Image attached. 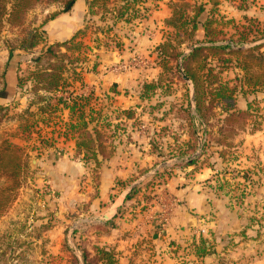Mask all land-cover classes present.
<instances>
[{
    "label": "rangeland",
    "instance_id": "1",
    "mask_svg": "<svg viewBox=\"0 0 264 264\" xmlns=\"http://www.w3.org/2000/svg\"><path fill=\"white\" fill-rule=\"evenodd\" d=\"M144 1L96 3L84 16L83 33L50 52L44 24L60 10V3L40 0L13 23L7 15L0 19V264H83L82 249L91 252L89 223L71 214L63 226L61 254L46 256L43 242L34 245L42 230L34 225L40 217L37 205L51 193L49 184L39 182L36 161L49 152L70 155L63 144L68 139L75 142L69 124L80 123V111L85 128L97 129L107 151H115L114 145L124 137L132 141L130 128L144 132L139 149L147 158L135 181L143 178L133 188L135 195L140 191L142 199L153 198L158 209L166 210L169 181L199 184L207 190L214 215L208 212L200 233L190 236L182 248L177 246L181 257L192 262V256L209 255L214 257L211 264H264V87L241 88L239 65L245 60L241 55L208 52L205 67L199 69L201 62L195 61L191 65L200 76L201 118L195 111L193 85L191 103L192 89L182 78L183 56L201 42L189 44L183 34L175 35L167 26L161 30L170 44L166 52L157 49L159 44L136 50L127 46L148 13L141 5ZM210 8L212 14H207L220 30L216 44H228L230 49L260 46L254 52L264 53L262 23L222 19L215 6ZM34 40L38 43L33 48H24ZM7 83H13L11 91ZM221 84L234 88L232 101L215 95ZM59 99L74 106L72 114ZM228 102L234 111H245L249 105L248 115L226 123ZM38 107L46 110L39 112ZM126 109H132L129 118L123 113ZM8 145L20 147L16 178L10 175L14 158L6 151ZM71 155L86 164V172L96 173L92 159L84 161L74 148ZM217 203L228 212L226 227L213 220ZM200 239L209 245L202 257L196 256Z\"/></svg>",
    "mask_w": 264,
    "mask_h": 264
},
{
    "label": "crops",
    "instance_id": "2",
    "mask_svg": "<svg viewBox=\"0 0 264 264\" xmlns=\"http://www.w3.org/2000/svg\"><path fill=\"white\" fill-rule=\"evenodd\" d=\"M88 1L75 0L68 12L60 13L44 24L50 44L67 41L82 29ZM173 1L142 2L148 13L136 27V39L133 43L128 40L130 49L152 48L153 44L156 46L165 41L161 30L169 29L165 21L171 15L170 3ZM186 1L203 4L205 10L215 3V12L222 19L264 22V0ZM129 130L132 141L125 137L118 141L112 156L102 161L94 174L86 172L87 166L81 160L70 158L75 145L71 139L63 144L69 149V156H54L49 152L37 159L39 182L49 184L51 193L37 205L40 217L34 225L42 230L41 236L34 239V245L43 242L46 256L61 254L63 226L67 215L71 214L72 218L89 223L90 244L111 248L117 264H201L202 260L203 264H211L213 256L201 259L192 256L190 259L194 261L190 262L181 257L177 248H182L190 236L200 233L207 225L208 212L214 215L209 204L211 197L202 185L169 181L164 193L170 205L166 210L158 209L155 201H144L138 195L140 191L125 200L126 194L133 189H130L131 184L139 179V171L146 165L147 158L139 149L144 132L137 127ZM216 208L213 220L226 227L228 212L225 206L217 203ZM161 210L167 213L163 226L158 219Z\"/></svg>",
    "mask_w": 264,
    "mask_h": 264
},
{
    "label": "trees",
    "instance_id": "3",
    "mask_svg": "<svg viewBox=\"0 0 264 264\" xmlns=\"http://www.w3.org/2000/svg\"><path fill=\"white\" fill-rule=\"evenodd\" d=\"M37 1L40 0H0V19L7 15L8 21L13 23L15 18H21L22 15L32 7ZM48 2H58L61 5V8L55 14H52L47 20L53 19L60 13L68 12L73 6L75 0H46ZM107 0H89L87 8L90 11L94 5L98 2L104 3ZM10 4V8L7 9V5ZM215 6V3H212ZM171 15L168 19H166L165 24L168 27H171L174 30V34L177 35L179 33L183 34L189 44L201 42L199 46L192 48V50L188 53V55L183 56V73L187 76V78L191 81L194 88V101H195V111L203 118L202 110H201V102L199 101V85H200V76L196 69H194L191 65L195 62H201V64L197 65L199 69L203 66L205 67L204 61L207 59V53L215 54H237L241 55L245 60L240 69L242 71L241 77V88L243 86L248 87L252 90H256L257 88L264 87V53H255L254 51L258 49L260 46L251 47L249 49H230L229 45L224 44H216L220 41L217 37V34L220 33V30H215L213 27L214 19L207 13L212 14L213 8L205 10L203 4H190L186 0H174L170 3ZM88 13V12H87ZM204 15V17H203ZM202 18V19H201ZM204 18V19H203ZM264 27V22L262 23ZM247 29V27H245ZM84 28L78 30L70 39L64 42H54L49 44L46 47V52H50L54 47H65L70 41H74L78 35L83 33ZM38 43V40H34L29 44V47L24 46L25 49L33 48L35 44ZM167 46H170L169 42L164 41L163 43L157 46V49L166 52ZM11 56V53H9ZM178 55H182L178 53ZM224 61H228L229 59H223ZM249 61V65L247 64ZM204 63V64H203ZM254 67H257L258 70H254ZM207 75L211 74L212 68L208 67ZM3 78L5 76L6 71L3 72ZM213 76V75H212ZM240 80V79H239ZM19 78L15 76L16 84L19 83ZM8 84V90L11 91L14 87L13 83ZM5 85V84H4ZM50 92V91H48ZM227 92V93H225ZM234 92V88H228L227 86L221 84L215 89V95L223 98L226 101H232V94ZM44 100V98L42 99ZM58 103L61 104L64 108H68L70 114H72L74 110V106L68 107L65 105L64 100H58ZM230 102H228L229 104ZM229 108H226V116L224 117V121L227 123L229 120H232L237 117H245L248 115L249 105L247 106L245 111H234L233 104L228 105ZM46 107H38V111H45ZM27 113H31L29 110ZM123 113L126 115V118H129L132 113V109L123 110ZM77 119L80 120V123L69 124V128L75 133V145H74V154L83 155V160L87 161L88 159H92V171L96 172L101 162L110 158L114 152L113 148L109 151L106 150L105 145L100 141L99 132L97 129L92 128V132L87 130L85 127L87 123H85L82 112L80 111V115L77 116ZM79 125H83V129H80ZM206 134V133H205ZM44 144V143H43ZM46 145V144H45ZM10 151L14 158V167L10 172V175L14 178L19 176V172L21 169V157L20 147L8 145L6 151ZM14 189V187H13ZM137 190V189H136ZM135 189H132L125 196V200L134 195ZM146 201H151V199L144 198ZM1 213V211H0ZM1 215V214H0ZM200 245L196 248V256L202 257L209 251V245L203 239L199 240ZM82 260L83 264H117V259L115 256V252L108 247L99 246L93 244L91 246V252L86 248L82 249Z\"/></svg>",
    "mask_w": 264,
    "mask_h": 264
},
{
    "label": "water",
    "instance_id": "4",
    "mask_svg": "<svg viewBox=\"0 0 264 264\" xmlns=\"http://www.w3.org/2000/svg\"><path fill=\"white\" fill-rule=\"evenodd\" d=\"M193 48H194V47H193ZM191 50H192V48H191L189 51H191ZM189 51H188V52H189ZM188 52H187V53H188ZM180 71L182 72V69H181V68H180ZM182 78H183L185 81L188 82L189 86H190L191 89H192V83H191V81L187 78V76L184 75V74H182ZM190 101H191V103H192V101H193V89H192V94H191V97H190ZM142 179H143V178H141L139 181H137V182L131 184L130 189L136 187V186L141 182Z\"/></svg>",
    "mask_w": 264,
    "mask_h": 264
},
{
    "label": "built area",
    "instance_id": "5",
    "mask_svg": "<svg viewBox=\"0 0 264 264\" xmlns=\"http://www.w3.org/2000/svg\"><path fill=\"white\" fill-rule=\"evenodd\" d=\"M158 219H159V222L163 225L167 221V213L165 211H162Z\"/></svg>",
    "mask_w": 264,
    "mask_h": 264
}]
</instances>
